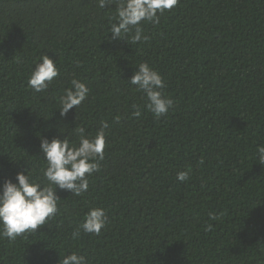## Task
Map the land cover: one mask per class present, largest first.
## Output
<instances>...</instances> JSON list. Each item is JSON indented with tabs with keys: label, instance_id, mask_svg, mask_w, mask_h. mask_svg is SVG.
<instances>
[{
	"label": "trees",
	"instance_id": "1",
	"mask_svg": "<svg viewBox=\"0 0 264 264\" xmlns=\"http://www.w3.org/2000/svg\"><path fill=\"white\" fill-rule=\"evenodd\" d=\"M115 14L98 0H0V186L19 171L44 180L43 138L77 139L79 127L94 136L109 123L88 191L57 188L55 217L15 241L0 238V264H59L65 251L89 264H264V164L255 158L264 143V0H178L136 44L112 38ZM45 53L59 75L37 93L28 80ZM141 62L174 100L159 118L129 82ZM73 78L90 93L62 116ZM97 205L107 227L73 239Z\"/></svg>",
	"mask_w": 264,
	"mask_h": 264
},
{
	"label": "clouds",
	"instance_id": "2",
	"mask_svg": "<svg viewBox=\"0 0 264 264\" xmlns=\"http://www.w3.org/2000/svg\"><path fill=\"white\" fill-rule=\"evenodd\" d=\"M177 4L178 0H98L101 9L116 6L114 22L109 30L112 38H127L131 44L148 40L143 25L148 22L159 23L158 13L171 10ZM58 75V62L45 53L32 70L28 85L39 93L47 90ZM129 82L144 94L146 107L156 118L166 115L172 108L174 100L163 92L165 80L148 62L138 64V71ZM89 93L90 89L84 81L73 78L60 97L61 115H67L74 106L78 108ZM133 115L140 116V109L137 108ZM108 128L109 123L105 120L94 136L86 135L85 129L79 127L75 129L77 139L68 135L64 139L55 137L41 140L40 148L46 161V167L42 169L44 180L34 179L31 170L27 174L19 171L15 182L8 178L0 186V238L15 241L23 234L35 232L55 217L60 201L57 188L75 196L88 191L90 177L99 171L100 161L104 159ZM255 158L264 164V143L257 145ZM190 172L191 169L180 170L176 179L185 182L189 180ZM209 215L212 220L219 219L214 213ZM107 224V210L102 205L90 207L73 231L72 238H78L81 232L100 235ZM206 228L210 230L212 225L208 224ZM59 264H89V261L78 251H65L60 256Z\"/></svg>",
	"mask_w": 264,
	"mask_h": 264
}]
</instances>
